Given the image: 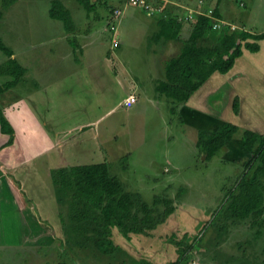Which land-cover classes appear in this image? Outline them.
<instances>
[{
    "label": "rangeland",
    "instance_id": "374dc122",
    "mask_svg": "<svg viewBox=\"0 0 264 264\" xmlns=\"http://www.w3.org/2000/svg\"><path fill=\"white\" fill-rule=\"evenodd\" d=\"M60 1L68 6L77 24L78 35L74 32L68 35L72 44H78L85 32H91L88 35L90 45L81 57L82 66L74 61L73 53L70 54L72 48L67 54L69 44L62 41L66 35L63 34V23L49 15L52 0H16L8 7L0 0L2 44L14 52L23 70L33 65L50 69L51 75L46 80H53L49 88L53 92L52 101H49L51 107L41 105L42 108L37 109L39 118L45 113L47 118L66 126L68 135L76 123L88 126L94 143L98 142L100 151L111 164L112 174L118 176L128 190L139 192L149 203H153L155 195L166 192L177 199L175 211L148 235L127 239L114 229L113 239L120 249L108 254L65 242L64 230L59 229L60 222L53 220L58 202L52 196L44 205V211L38 210L34 204L37 215L49 223L44 229L39 227L40 234L35 231L31 236L22 237V243L26 242L22 244L20 239L13 242L16 239L9 236L11 229H3L5 236H0V242L9 244L0 247V264H170L177 259V245L172 242V235L180 240L185 234L188 237L183 238L189 244L196 238L202 239L199 244H193L188 264H264V235L258 236L248 219L230 225L227 230L223 223L216 224L220 208L245 169L244 163L252 157L243 147L242 132L246 128H258L264 134V70L261 68L254 73L251 69L247 75L237 73L248 68L249 57H258L245 50V58L234 65L235 72L231 76L224 80L222 76L220 79L222 74H217L211 80L213 87L216 81H224L225 88L216 89L205 96L207 100L204 101L205 97L202 100L220 117H199L197 110L193 109L197 107L196 101L189 106L194 115H188L186 111L181 113L180 109L173 114L170 99L155 90V83L160 80L158 69L164 75V68L159 63L162 55L156 49L158 44L149 37L153 27L145 22L150 19L145 11L129 4L128 0H90L96 4L90 12L78 0ZM216 1L206 0L198 10L214 7ZM113 6L122 9L117 23L118 48L113 47V32L109 25ZM219 11L222 18L236 28L264 32V0H219ZM101 32L103 40L99 37ZM259 43L260 51L264 53V39ZM168 48L172 52L177 50L174 44ZM107 52L106 58L102 57L101 54ZM6 55L0 50V65L7 61ZM261 58L264 60V55ZM108 64L114 71L105 69L103 72L104 68H110ZM257 66L258 61L250 67ZM58 70L65 73L62 76L65 84L61 88L53 87L60 76L52 74ZM29 76L25 74V77L18 78L16 87L7 95L11 97L13 93L25 94L34 90L30 79L37 78L32 74ZM14 78L13 75L0 74V86ZM128 87L137 90L140 100L137 104L121 107L119 102L127 96ZM235 96L242 99L237 115L232 110ZM4 98L1 94L0 99ZM24 105L25 115L21 109H16L15 117L20 121V128L27 130L28 125L34 127L36 124L32 120L34 109L27 107L26 103ZM203 111L206 112L205 108ZM181 116L186 118L185 123ZM225 122L234 123L240 129L216 157L208 160L207 155L201 154L196 147L197 131L213 129ZM28 134L39 137L30 129ZM71 159L67 156L68 161L77 164ZM99 161L94 158L93 162ZM89 162L84 159L79 164ZM43 176L52 184L51 174L41 173ZM179 188H186L180 197ZM62 213L66 216L65 209Z\"/></svg>",
    "mask_w": 264,
    "mask_h": 264
},
{
    "label": "trees",
    "instance_id": "16d2710c",
    "mask_svg": "<svg viewBox=\"0 0 264 264\" xmlns=\"http://www.w3.org/2000/svg\"><path fill=\"white\" fill-rule=\"evenodd\" d=\"M14 1L16 0H3V5L8 7ZM78 1L88 12L96 6L90 0ZM156 1L163 2L165 6L164 14L159 18L160 29L157 36L181 44L178 54L165 62L164 79L156 84V91L172 102L170 109L173 114L177 112L178 106L187 102L212 74L230 72L244 50L253 53L260 50L259 42L264 39V32L253 33L244 28L231 30L229 26L214 29V18L224 20L219 11V0L214 7L211 6L214 9L213 17L202 14L193 17L189 22L191 28L187 38L180 36L183 25L178 16L180 9H176L171 3ZM113 9L114 7L110 8L111 13ZM49 15L63 23L68 35L74 32L72 14L62 1L52 0ZM70 42L72 43V40ZM73 46H76V42ZM0 50L8 57L7 61L0 65V74L15 77L14 80L0 86L2 93L15 84L24 70L12 57L13 52L3 45L1 40ZM232 110L236 115L240 112L238 96L233 99ZM0 124L4 132H12L2 112ZM239 129L231 122H225L214 129H201L196 146L209 160L222 151ZM11 136L13 137V132ZM242 138L243 147L252 154V157L247 158L246 162L243 161L245 169L236 185L229 191L225 204L218 214L216 213L219 217L216 224L223 223V228L227 230L230 225L248 219L256 234L263 236L264 134L245 129ZM110 168L109 163L103 162L61 167L51 171L56 200L62 209L66 210V216L60 212L66 243L72 245L76 243L80 248L92 247L103 253L112 254L120 249L113 239L114 229L127 239L148 235L174 213V202L177 199L163 192L153 197V203L146 202L139 192L128 190L127 185L112 174ZM185 191L186 188H179L178 196L183 195ZM223 228L220 227L221 232ZM183 237L188 236L185 234ZM183 237L177 240L175 235H172V242H176L177 245V259L170 264H188L193 244H199L202 240L199 237L189 244Z\"/></svg>",
    "mask_w": 264,
    "mask_h": 264
},
{
    "label": "crops",
    "instance_id": "0c3cea01",
    "mask_svg": "<svg viewBox=\"0 0 264 264\" xmlns=\"http://www.w3.org/2000/svg\"><path fill=\"white\" fill-rule=\"evenodd\" d=\"M153 1L158 4L156 0ZM160 1H164V3L165 2L171 3L172 5H175L174 7H176V9L177 8L180 9L178 16L180 21L183 22L180 36H182L183 38H187L190 31L189 27L191 28V24L189 23L191 20H187L186 16L189 14L190 9H198L200 7L198 4L199 0H160ZM62 3L68 8V6L64 2ZM162 3L163 2L159 3V5H161L163 8L162 12L156 10L150 13V12H146L143 8L142 9L145 11L146 16L150 18L149 20L145 21L150 25V27H153L152 34L151 36L149 35V37H151V39L157 42L158 44V47L156 49L160 50L163 58V59L161 58V61L162 62L164 61V64H162V62L159 63L160 66L164 68L165 62L172 56L178 54L181 44L178 41L168 40L163 37L157 36L158 31L160 29L159 18L161 14L162 15L164 14V9H165L164 4ZM113 7H118V6H113ZM176 9L173 10L176 11ZM203 9L205 8H202V10ZM151 20H154L156 22L150 24L149 22ZM76 25L77 24H75V26ZM64 31L65 32L63 34L66 35L65 37L62 38L63 39L62 41L67 42L71 46L70 47L68 45L66 47L67 54H69V50L70 48H72L70 54L73 53L72 57L74 58V61L79 65H81L82 64L81 57L84 55V49L90 45V39L88 38V35H90L91 32H89V34H87L88 32H85L83 36H81L80 42H77L78 44H76L77 46L76 47L73 46L72 43L70 42L71 39L68 37V33L66 32L65 27H64ZM74 33L78 35L76 28L74 30ZM74 33L72 32L71 34ZM79 34H81V32ZM99 37L100 40H103L102 32ZM172 44H174V46L177 49L174 52H172V50L168 51L169 49L168 47L172 46ZM119 46L120 43L117 47L114 48H118ZM175 52L177 53L167 58L170 54ZM245 52L246 51L244 50L243 55L236 60L235 64H237L239 60L242 61L245 58L244 57L246 54ZM107 54L108 52L106 54H101V55L102 57L106 58ZM251 54L255 55L258 58L249 57L250 62L248 63L250 64L248 65V68L241 69V71H238L237 73L250 74L251 69L254 70V73L260 71L261 68L262 71L264 70L263 68L264 60L263 58H261V55H264V53H262L259 50L258 52ZM12 57L18 61L14 52ZM255 59H257L258 61V66L254 68L250 67L251 65L254 66L256 64L257 61ZM235 68L236 67H233L232 70H230V72H228L227 74L219 75L220 79L221 76L222 78H224V80L225 78H227V76H231L235 72ZM105 69L108 71H114L111 68V66L110 68L108 67L104 68L103 72L106 71ZM73 72L74 75H77L76 71ZM163 73L164 75L162 74L161 69H158V75L160 76L159 77L160 80L156 78L155 80H159V81L163 80L165 76V69ZM25 74L26 77L28 78L31 77L29 76L31 74L35 75V77L37 78L35 80L30 79V81L34 84L35 87L34 90L29 92L27 91V93L25 94L13 93L14 95L10 97L7 94H9L10 89L16 87V84H14L9 90L0 93V95L2 94V96H5L4 99H0V112H2L3 116L9 122L10 125L9 129H12L13 132V137H12L11 136L12 132L10 133L7 131L4 132L0 124V236H5L2 233L3 229L5 230L11 229L9 236L15 237L16 240L15 241L12 240V241L16 243L18 242L19 239L20 242L22 243L23 242L22 237L31 236L33 233H35V231H37V233L40 234L38 232V230H40L39 227L44 229L45 226L49 224L48 221L42 220L41 217L37 215V210L34 209V204H35L38 207V210H40V208L42 211L46 210L44 205L49 201H51L52 196H54V198L56 197L54 185H52L53 182L52 184H50L49 181L45 179V176L41 177V173L43 175L47 173L49 176L53 169L76 166V165L95 164L93 162L94 158H96L97 161L98 159H100V161L96 163L107 162L106 155H104L105 153L104 152L102 153V151H100V147L98 146L97 141L96 143H94L93 138L90 136L91 131L88 130L89 127L86 126L85 124L76 123V125L71 128V132H70L71 134L68 135L69 133L67 132L66 126L63 127V125L57 123L56 120L47 118L45 113H41V116L39 118L37 114L38 113L37 109H41L42 108L41 105H43V107L45 106L48 108L51 107L49 101H52L51 95L53 94V92L50 91L49 88L50 86H52L50 82L53 80L51 79L49 81L46 80L51 75L50 69L47 68L46 70L40 69L38 66L33 65L32 68L26 67L21 77H25ZM217 74L220 73L212 74V76L207 80V82L198 91H196L187 102L182 103L178 106L177 110L179 111L180 109L181 113L182 111H186L188 115L190 114L194 115L195 113L192 111H194L193 109H196L197 110L196 114L199 117L209 116V117H213V119H217L218 117H220L219 113H216V111H214L212 108L206 106L207 103L203 102L202 100L204 99L205 96L209 95L216 89L219 90L221 88H225L224 87L225 84L223 83L224 81L221 82V80L216 81L214 87L213 85H210L212 82L211 80H213L214 76H217ZM52 75L60 76V79L56 80V83L55 85H53V87L61 88L65 84L63 83L62 80V76H65V73L61 74L60 70H58L56 73H53ZM44 76L45 79H43ZM157 82L155 83V86ZM17 83H20V81L18 80ZM127 90L128 92L125 90L127 96L124 97L119 102V106L121 107L125 106L124 101L130 94H135L137 96L136 104L140 100L139 95L136 94L137 90L135 88L130 89L131 90L130 91L128 87ZM207 98L208 97H205L204 101L207 100ZM195 101L197 107L192 109V107L189 106H191L192 102L195 103ZM25 103L27 104V107L34 109L32 114V120L36 124V126L34 127L32 125H28V129L32 130V133H36L39 137H35V136L31 137L28 134V129L24 130V128H20V121L15 117L16 109H21L23 111L22 115L23 116L25 115V111L23 110L26 107L24 105ZM212 105L214 107L215 104ZM203 108H205L206 112L203 111ZM181 117H182V122L184 121L185 123L186 118H184L183 116ZM22 123L25 124V120H22ZM213 123H216L217 125V122L215 120L213 121ZM246 129H252L260 133L258 128H246ZM199 130L201 129H198L197 131V140H198ZM67 156L68 158L71 157L72 158L71 161L77 162V164H73L72 162L68 161ZM84 159L91 162L85 164H79V162L84 161ZM46 198L47 201L45 202ZM57 205L58 207L57 210L54 212L53 220L56 221L57 223L60 222L61 226L59 227V229L62 232L63 228L60 220L61 219L60 212H62L63 207H61L58 203ZM49 217L51 218V216ZM13 226L15 227L12 228ZM61 232L60 234L62 235ZM46 234L49 235V233ZM7 244L9 243L2 244V242H0V247H3L2 245L5 246ZM10 245L12 246V248L14 247V245H12L11 243Z\"/></svg>",
    "mask_w": 264,
    "mask_h": 264
},
{
    "label": "built area",
    "instance_id": "2783aa9c",
    "mask_svg": "<svg viewBox=\"0 0 264 264\" xmlns=\"http://www.w3.org/2000/svg\"><path fill=\"white\" fill-rule=\"evenodd\" d=\"M206 0H199L198 4L199 6H201V4L203 2H205ZM128 3L131 5H135V6H140L141 8H143L146 12H154L156 10L158 11H163V8L161 5H159V3L157 4L156 2H154L153 0H128ZM199 9V8H198ZM190 9L189 14L186 16L187 20H192L193 17L196 14H202V15H206L208 17H213V8L209 7V8H205V9ZM122 14V9L120 8V6L118 7H114L111 15V19L109 22L110 25V30L113 32V38H112V44L113 47H117L120 43V39H119V35L117 34V23L119 22L120 16ZM214 29L215 28H221L223 26H229L231 30L236 29V27L224 20L221 19H217L214 18ZM137 102V96L135 94H130L126 100L124 101L125 105H133Z\"/></svg>",
    "mask_w": 264,
    "mask_h": 264
}]
</instances>
